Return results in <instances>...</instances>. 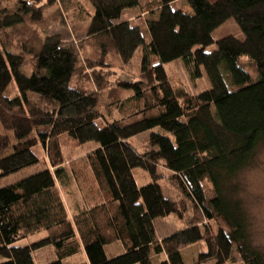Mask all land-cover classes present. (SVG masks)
<instances>
[{
	"label": "trees",
	"instance_id": "obj_1",
	"mask_svg": "<svg viewBox=\"0 0 264 264\" xmlns=\"http://www.w3.org/2000/svg\"><path fill=\"white\" fill-rule=\"evenodd\" d=\"M89 1L93 10L86 44L97 59L82 62L73 43L49 36L36 49L31 46L30 73L25 71L26 56L11 51L4 35L27 18L40 22L43 0H17L14 11L0 1V127L8 133L0 135V154L12 148L0 157V180L39 166L38 147L51 165L0 188L1 264H35L34 253L49 246L56 259L46 264H64L81 251L87 264H153V253L163 256L161 264H185L182 251L199 244L206 250L198 264H228L235 253L244 264H264L232 184L264 143V0H185L189 11L176 8L177 0ZM136 8L158 18L144 21L145 28L134 25L125 14ZM230 19L245 39L226 36L209 52L213 33ZM138 51L146 80L114 86L109 105L123 117L100 124L99 94L73 88V82L90 79L91 71L101 87L108 83L110 54L128 65ZM243 58L254 65L259 79L249 74ZM177 60L193 80L203 67L211 88L180 96L166 70ZM12 85L15 97L8 95ZM72 93L86 100L61 113L73 105ZM148 131L150 149L140 153L130 140ZM68 141L99 145L85 160L72 163L71 174H76L85 202L72 216L59 189L71 179L63 166ZM160 166L195 210L189 226L164 239L156 221L182 218L186 204L164 195ZM136 169L149 173L152 182L139 186ZM206 179L213 186L211 199L203 188ZM42 231L46 238L16 245ZM117 242L124 252L110 259L105 247Z\"/></svg>",
	"mask_w": 264,
	"mask_h": 264
},
{
	"label": "rangeland",
	"instance_id": "obj_2",
	"mask_svg": "<svg viewBox=\"0 0 264 264\" xmlns=\"http://www.w3.org/2000/svg\"><path fill=\"white\" fill-rule=\"evenodd\" d=\"M0 1L3 6L6 5L9 9L13 10L17 0ZM209 1L214 2L216 0ZM39 6H44L42 9V20L40 22H33L30 18H27L23 25L17 26L15 30L9 29V31H7L8 33L4 35L6 43L10 45L9 49L11 51L26 56V66L28 65V67H25V71L27 73H30L32 69L33 51L49 36H58L65 45L73 43L78 49L82 62H86L87 59H97L95 49L86 44V29L89 23L90 13H92L93 10L89 0H43ZM174 6L189 11L185 0H177ZM157 18L158 15L143 13L139 8L125 14V19L131 21L134 25H140L142 28H145L144 21L156 20ZM212 36L215 43L208 47L209 52L216 50L217 41L226 36H233L239 40L245 39V35L234 19L228 20L218 28ZM33 44H35V49L31 47ZM141 57V51H138L130 64L123 65L116 55L110 54L107 58V61L111 66L109 69V76L106 80L108 83H102L101 87H98L94 77H92L93 75L91 71H88L87 73V75H90V79H82V83L78 81L73 82V88H86L99 94V107L103 114V120L100 121V124H103L104 121L112 122L114 120H119L123 117L121 113L109 105L111 98L110 91L114 86L119 82H137L140 80H146L140 69ZM247 60V58H243V66L252 77L259 79L254 65ZM166 70L180 96H182L183 93L195 96L211 88L207 73L203 67L201 68V76L196 80L192 79L182 60H177L168 64ZM226 82L230 85L228 79H226ZM8 95L10 97L18 95V91L14 85L9 89ZM71 95L74 101L73 105L63 108L61 113L72 112L76 104L86 100L84 97L77 94L72 93ZM125 96L128 97L129 95L126 93ZM153 131H160V129L157 128ZM151 133L152 131H148L133 137L130 140L131 144L138 152L145 153L150 149L149 137ZM0 135H8V133L3 131V128L0 127ZM11 139L13 138L11 137ZM98 146L99 145L95 142L79 146L76 143L68 141L63 147L65 157V164L63 166L69 176H71V179L69 186L65 188L59 186V189L71 216L74 215L77 210H81L85 207L79 181L75 180L77 176L76 174L73 176L71 174L72 163L85 160L86 156ZM36 152L42 160L41 164L37 167H29L21 172L12 174L11 176L0 180V188L13 185L36 174L37 171L51 166L46 151L41 147H38ZM11 153L12 148L9 147L0 154V157L7 156ZM51 170L54 171L53 168H51ZM159 173L165 177V179L160 182L164 195L168 199L184 202L186 204V211L182 218H179L178 216H170L167 218H160L156 221L158 235L160 239H164L165 237L189 226L195 216V210L192 202L185 198V196H183L181 192L171 184L169 180V171L163 166H160ZM134 175L139 186H144L152 182L149 173L142 169H136ZM232 184L235 187L234 197L240 199L246 211L251 239L254 245L264 253V143L258 147L252 162L237 176L235 180H233ZM203 188L209 199L214 197L213 186L209 180L206 179L203 181ZM203 222L206 223L207 221ZM211 225L213 230L217 231L216 223L212 222ZM47 235L48 233L46 231H42L20 240L16 245L29 246L46 238ZM204 250H206V247L203 244L193 245L183 250L182 255L185 264H198L199 255ZM105 251L108 258L112 259L121 255L124 249L122 244L117 242L107 245ZM234 258V261L228 264H244L237 253L234 254ZM55 259V250L51 246L34 253L35 264H46ZM162 260V255L159 256L155 253L152 254L153 264H161ZM2 261L3 259L0 256V264ZM64 264H87L86 254L84 251H81L79 254L64 260ZM204 264H214V262Z\"/></svg>",
	"mask_w": 264,
	"mask_h": 264
},
{
	"label": "crops",
	"instance_id": "obj_3",
	"mask_svg": "<svg viewBox=\"0 0 264 264\" xmlns=\"http://www.w3.org/2000/svg\"><path fill=\"white\" fill-rule=\"evenodd\" d=\"M124 252V251H123Z\"/></svg>",
	"mask_w": 264,
	"mask_h": 264
}]
</instances>
